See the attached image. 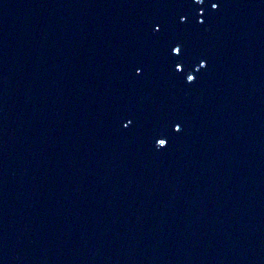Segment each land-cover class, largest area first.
<instances>
[{"label":"water","instance_id":"obj_1","mask_svg":"<svg viewBox=\"0 0 264 264\" xmlns=\"http://www.w3.org/2000/svg\"><path fill=\"white\" fill-rule=\"evenodd\" d=\"M0 264H264V0H0Z\"/></svg>","mask_w":264,"mask_h":264},{"label":"snow or ice","instance_id":"obj_2","mask_svg":"<svg viewBox=\"0 0 264 264\" xmlns=\"http://www.w3.org/2000/svg\"><path fill=\"white\" fill-rule=\"evenodd\" d=\"M192 2L194 4L199 5V4L202 3V0H192ZM211 7L213 9H215L217 7V4L214 3V4L211 5ZM172 51L175 53L178 50L177 49H173ZM200 68H204V63H200ZM175 71L177 73H179L181 71V68L179 66H177L176 69H175ZM187 79H188V81H192L193 80V77L192 76H187ZM125 127H127V125H125ZM179 130H180L179 127L175 129V131H179ZM156 143L159 144L161 146V148L164 147V140L163 139H157L156 140Z\"/></svg>","mask_w":264,"mask_h":264}]
</instances>
